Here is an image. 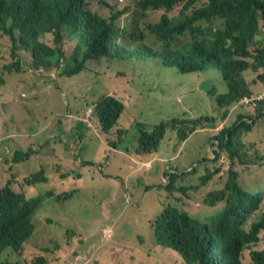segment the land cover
Instances as JSON below:
<instances>
[{
    "label": "trees",
    "instance_id": "trees-1",
    "mask_svg": "<svg viewBox=\"0 0 264 264\" xmlns=\"http://www.w3.org/2000/svg\"><path fill=\"white\" fill-rule=\"evenodd\" d=\"M85 1L0 0V38L9 43L10 59V63L0 66V88L6 84L4 74L23 73L22 57L28 54L31 69L37 72L55 71L63 60L65 67L59 78L68 79L83 74L90 61H105L108 69L113 70L118 61L129 64L151 58L155 64L160 63L164 69L180 75L219 73L227 92L222 95L212 92L210 97L222 111L220 118L189 120L184 115L182 119L161 123L151 131L137 124L141 146L136 149L138 154L160 152L169 130L178 133V139L182 140L197 131L207 130L208 142H214L212 152L197 161L203 160V163L182 171L176 168L178 173L169 175L166 180L167 172H159L162 185L158 189L164 190V200L162 211L149 226L150 252L156 253L162 264H175L176 254L182 258V264H264V181L249 187L242 177L255 166L264 170L263 150L257 157L251 154L264 145V137L261 141L254 138L255 132L264 135V101L250 107L243 101L254 95L253 87L264 85V39L260 40L264 35V0H207L203 3L188 0L176 17L170 12L182 0H126L131 1L128 6L136 9L137 16L158 21L141 23L127 38L123 28L117 30L114 25L87 14ZM196 3L201 5L192 8ZM48 36H53L54 47L43 42ZM63 39L75 43L74 55L70 58L59 47ZM125 39L131 41V50L123 46ZM120 75L128 76L124 72ZM28 97L26 104H35L44 115V100L32 93ZM236 105L254 113L240 114L232 127L216 132V125L224 123L230 109ZM93 106L91 115L84 109L71 114L67 107L66 114L53 116L54 128L60 134L58 139H74V143H64V147L76 150L79 145L75 139L80 141L86 132H99L117 141L126 135L122 130L131 126L119 127V120L125 115L121 102L106 96ZM128 117L134 122L132 116L128 114ZM33 122L35 126L29 127L30 133L40 127ZM48 128L45 140L51 141L57 152L60 143L48 136L52 129L49 123ZM69 130L70 135L66 137ZM249 135L253 136L250 147L244 139ZM10 149L14 157L6 162L21 164L33 154H42L43 143L39 138L26 150L17 145L5 150L10 152ZM212 157L213 160L208 161ZM72 158L80 159L76 154ZM81 164L88 165L82 160ZM48 180L41 167L22 180L11 181L0 192V264H12L2 260L7 250L23 251L36 232L33 222L36 215L40 213L41 218L48 213L46 221L51 223L54 214L49 208L51 202L64 205L84 187L58 193L51 189L42 195L29 196V187ZM12 184L20 191L12 189ZM194 200L212 208L223 206L217 214L201 221L187 210ZM176 264H180L178 258Z\"/></svg>",
    "mask_w": 264,
    "mask_h": 264
},
{
    "label": "rangeland",
    "instance_id": "rangeland-1",
    "mask_svg": "<svg viewBox=\"0 0 264 264\" xmlns=\"http://www.w3.org/2000/svg\"><path fill=\"white\" fill-rule=\"evenodd\" d=\"M187 1H180L170 15L178 16ZM206 1L201 0V3ZM201 3L194 4L192 8L200 6ZM129 4L131 1L126 0L123 3L118 0H92L90 9L105 19H109L112 13L125 10V14L116 24L125 30L126 38L135 33V27L143 22L158 23L153 19L137 16L136 9L128 6ZM263 39L264 35L260 40ZM53 40V36H48L43 42L54 47ZM123 46L132 49L130 40L125 39ZM59 47L66 53L67 58L74 55L75 43L68 39H63ZM8 49L7 40L0 38V66L10 63ZM90 62L79 77L56 80L42 72L30 70L31 57L28 54L22 57L23 73L4 74L6 84L0 88V192L8 183L11 184V181L22 180L23 176L33 174L41 167L49 180L30 188L29 196L36 193L42 195L51 189L58 193L80 187L82 183L77 178L86 172L91 164H96L90 168L96 175L85 191L77 192L64 205L51 202L49 208L54 212L51 223L46 221L48 213L41 218L40 213L36 215L33 220L36 228L34 236L20 253L7 250L2 255L3 261L12 264H37L39 261L45 264H162V259L156 253L150 252L152 237L149 226L162 211L164 200V190L158 189L162 185V175H154L158 170L165 171L168 174L164 178L166 180L169 175L178 173L176 168L179 171L189 166L193 168L203 163V160L197 162L199 159L212 152L213 142H208L209 131H198L182 140L178 139V133L169 130L160 152L149 155V158H143L142 154L136 155L133 150L128 152L126 148L141 147L138 144L140 128L137 124L151 131L161 123L182 119L184 115L189 120L220 118L222 111L217 107L215 99L210 97L212 92L219 95L227 92L219 73L180 75L174 70L164 69L160 63L155 64L153 58L150 61L129 64L118 61L113 70L108 69L105 61ZM122 72L128 76H121ZM171 74L174 76L162 78ZM208 81L214 83V89L206 94L200 87ZM254 91L256 94L264 92V85L256 87ZM29 93L44 100L46 113L53 111L50 117L66 114L67 107L71 114L80 113L83 109L88 113L90 105H94L103 97H113L123 104L125 110V115L119 120V127L122 129L128 124L131 128L122 139L114 140L118 151L109 158L103 156V151L96 142L95 131L94 135L86 133L81 142L75 139L80 143L76 150L58 145V151L53 157L50 151L53 143L45 140L48 123L35 104H26ZM253 113L241 110L238 105L224 123L216 125V132L224 127H232L238 115ZM128 114L133 117L134 122L129 119ZM33 121L40 127L30 133L29 127L35 126ZM70 132H67L66 137ZM255 133L254 138L261 141L263 133ZM59 135L54 127L48 133L49 137L63 144L58 139ZM250 137L253 136L244 137L245 144L249 147ZM39 138L43 143L42 154H33L21 164L6 162V159H13L14 152L13 149H10V152L5 149L17 145L26 150L32 141ZM73 140L67 142L72 144ZM261 150L264 152V145L255 148L252 156L257 157ZM73 154L88 165L83 166L79 160H73ZM149 159L151 164L139 166V161ZM92 161L94 162L91 163ZM148 168L151 170L148 171ZM85 176L89 177V173H85ZM242 177L249 187H255L263 183L264 170L255 166ZM146 187H149V190ZM14 188L20 191L12 184V189ZM222 206L212 208L194 200L187 210L192 216L206 221V216L217 214ZM110 232L113 235L111 237ZM141 238L144 239L143 243L140 242ZM177 258L182 264L183 260L177 254L175 264ZM166 262L168 263V260Z\"/></svg>",
    "mask_w": 264,
    "mask_h": 264
},
{
    "label": "clouds",
    "instance_id": "clouds-1",
    "mask_svg": "<svg viewBox=\"0 0 264 264\" xmlns=\"http://www.w3.org/2000/svg\"><path fill=\"white\" fill-rule=\"evenodd\" d=\"M91 1H92V0H86V1H85V4H86L85 12H86L87 14H89V15L96 16V17L100 18V19H101L102 21H104L107 25H114V27L118 30L119 26L116 24V21H117L118 19H120V17H121L122 15L125 14V10H124V12H120V13H112V15H111V17H110L109 19H105V18H103L101 15L96 14V13H94V12L91 11V9H90V2H91ZM118 2H119V3H123L124 0H118ZM108 7H109V6H108ZM66 56H67V55H66ZM93 62H98V61H93ZM31 63H32V61H31ZM89 63H91V62H89ZM64 67H65V63H64L63 60H61V61H60L59 68H58L57 70L52 71V72H50V73H46V72H44V71H40V72H42V73L48 75L50 78H52V77H53V78H56V80H57V79H68V78H59V73L64 69ZM30 70H32V69H30ZM36 72H37V71H36ZM197 76H200V75H197ZM208 94H209V93H208ZM252 97H262V96H256V95H253ZM246 99H247V98H246ZM244 100H245V99H244ZM263 101H264V97H263ZM236 107H237V105L230 109V114L232 113V111H233ZM52 112H53V111H50V112L46 113V110H45V113H44L45 118H44V120H45L46 122H48V123L50 124L51 127H54V123H55V121H54V119H53V116L50 117V114H51ZM93 112H94V106H93V105H90V108H89V110H88V115H91ZM129 128H131V127L125 128V129L122 130V131H127ZM202 131L205 132V131H207V130H202ZM197 132H198V131H197ZM197 132H196V133H197ZM86 133H89V132H86ZM86 133H85V134H86ZM90 134L94 135V133H90ZM194 134H195V133H194ZM95 135H96V142H97L99 148L103 151V156H104L105 158H109V157H111V156H114V154L118 151V149H117L118 147H117L116 143L114 142L115 139L110 140V139H108V138H106V137H103V136L99 135V132H96ZM191 136H192V135H191ZM59 141H62V142H63V144L60 143V146H62V147H63L64 143H68L67 140H66V138H65V139L60 138ZM57 142H58V141H57ZM80 142H81V140H80ZM94 142H95V141H94ZM213 143H214V142H213ZM69 144H71V143H69ZM79 144H80V143H78V145H79ZM105 145H106V149H104ZM136 149H137V148H136ZM136 149L126 148V150H127L128 152H131L132 150L136 152ZM50 151H51V153L53 154V157H54L55 154L57 153V152L54 150V146L50 148ZM108 152L110 153V155H108ZM140 152H144V151H142V150L140 149ZM155 154H156V153H154L153 155H155ZM136 155H141V154L136 153ZM149 155H151V154H147V153L145 154V153H143L141 156H142L143 158H149ZM72 159H73V158H72ZM73 160H74V159H73ZM79 161L81 162V159H79ZM93 162H94V161H92L91 163H93ZM145 162H146V161H139V166H140V164H143V165H144ZM94 165H96V164L88 165L89 167H88V169L86 170V172H83L82 175H81L80 177L77 178V179H79L80 182H81V181L84 182V185H83L84 187H83V190H82V191H85V190L87 189V185H88V183H89L90 181H92L93 178H94L95 175H96L95 172H93L92 170H90V168H93ZM139 166H138V168H139ZM98 167H99L100 171H102V167H101L100 165H99ZM151 169H152V167H151ZM147 172H148V171H147ZM85 173H89V177H86V176H85ZM42 184H43V183H42ZM42 184H38V185H36V187L39 186V185H42ZM80 186H81V185H80ZM29 188H32V187H29ZM74 189H76V188H74ZM110 233H111V232H110ZM34 234H35V232H34ZM34 234H33V236H34ZM33 236H32V237H33ZM111 236H113L112 233H111V235H110L109 237H111ZM32 237H31V238H32ZM31 238H30V239H31ZM30 239H29V240H30ZM25 245H26V244H25Z\"/></svg>",
    "mask_w": 264,
    "mask_h": 264
},
{
    "label": "water",
    "instance_id": "water-1",
    "mask_svg": "<svg viewBox=\"0 0 264 264\" xmlns=\"http://www.w3.org/2000/svg\"><path fill=\"white\" fill-rule=\"evenodd\" d=\"M201 90L204 91L206 94L210 93L213 89H214V83L212 81H208V82H204L202 85H201ZM213 143L211 144V147H212ZM213 158H210V160L208 161H211Z\"/></svg>",
    "mask_w": 264,
    "mask_h": 264
},
{
    "label": "built area",
    "instance_id": "built-area-1",
    "mask_svg": "<svg viewBox=\"0 0 264 264\" xmlns=\"http://www.w3.org/2000/svg\"><path fill=\"white\" fill-rule=\"evenodd\" d=\"M243 101H245V105L247 107L256 106L257 103L263 101V97H251V98H247V99H245Z\"/></svg>",
    "mask_w": 264,
    "mask_h": 264
},
{
    "label": "crops",
    "instance_id": "crops-1",
    "mask_svg": "<svg viewBox=\"0 0 264 264\" xmlns=\"http://www.w3.org/2000/svg\"><path fill=\"white\" fill-rule=\"evenodd\" d=\"M199 83H200V82H199ZM259 86H263V85H259ZM259 86H255V87H253V89H252L253 94L256 95V96H262V97H264V92H261V93H259V94H256L255 91H254V89H255L256 87H259ZM149 161H150V159H149L148 161H146L144 165H146V164H151V163H152L151 161H150V162H149ZM152 168H153V167H152ZM150 170H151V169L148 168V171H150ZM159 172H161V171L158 170L157 173H156L154 176L159 175ZM81 183H82L81 186H83V185H84V182L81 181Z\"/></svg>",
    "mask_w": 264,
    "mask_h": 264
}]
</instances>
